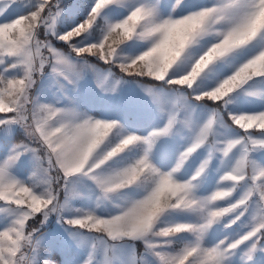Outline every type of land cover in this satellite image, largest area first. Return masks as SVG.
Instances as JSON below:
<instances>
[{
  "label": "snow or ice",
  "instance_id": "obj_1",
  "mask_svg": "<svg viewBox=\"0 0 264 264\" xmlns=\"http://www.w3.org/2000/svg\"><path fill=\"white\" fill-rule=\"evenodd\" d=\"M0 264H264V0H0Z\"/></svg>",
  "mask_w": 264,
  "mask_h": 264
},
{
  "label": "rangeland",
  "instance_id": "obj_2",
  "mask_svg": "<svg viewBox=\"0 0 264 264\" xmlns=\"http://www.w3.org/2000/svg\"><path fill=\"white\" fill-rule=\"evenodd\" d=\"M68 2L71 3L72 0H68ZM138 250H139V251H142V245H138Z\"/></svg>",
  "mask_w": 264,
  "mask_h": 264
}]
</instances>
